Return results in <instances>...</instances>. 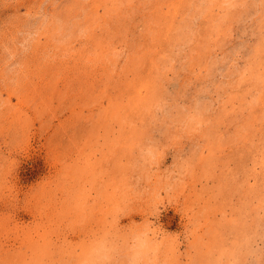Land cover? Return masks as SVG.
I'll return each instance as SVG.
<instances>
[{
    "label": "rangeland",
    "instance_id": "rangeland-1",
    "mask_svg": "<svg viewBox=\"0 0 264 264\" xmlns=\"http://www.w3.org/2000/svg\"><path fill=\"white\" fill-rule=\"evenodd\" d=\"M0 264H264V0H0Z\"/></svg>",
    "mask_w": 264,
    "mask_h": 264
},
{
    "label": "bare ground",
    "instance_id": "bare-ground-1",
    "mask_svg": "<svg viewBox=\"0 0 264 264\" xmlns=\"http://www.w3.org/2000/svg\"><path fill=\"white\" fill-rule=\"evenodd\" d=\"M149 225V224H148ZM145 233H146V231H145ZM154 235H155V232H154ZM141 238V237H140ZM158 238V237H157ZM142 239V238H141ZM158 240V239H157ZM143 242H145L144 240H142ZM152 244V243H151Z\"/></svg>",
    "mask_w": 264,
    "mask_h": 264
}]
</instances>
